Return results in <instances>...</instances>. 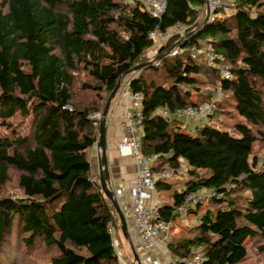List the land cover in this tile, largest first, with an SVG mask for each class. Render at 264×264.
Masks as SVG:
<instances>
[{"label": "trees", "instance_id": "trees-1", "mask_svg": "<svg viewBox=\"0 0 264 264\" xmlns=\"http://www.w3.org/2000/svg\"><path fill=\"white\" fill-rule=\"evenodd\" d=\"M165 2L155 17L136 0H0V129L6 130L0 190L12 171L19 189L16 197L0 195V248L18 233L22 253L55 251L46 264H119L112 248L119 217L90 169L98 128L89 114L102 113L117 81L149 60L148 32L180 21L189 31L181 51L130 82L142 94L140 151L157 156L154 171L185 161L188 179L160 206L171 227L186 193L213 190L222 197L190 209L197 214L206 205L198 224L171 235L166 248L180 256L200 248L202 264L239 263L246 240L264 253V0H235L232 13L213 21L205 20V0ZM201 44L230 63L232 78L222 79L201 53L192 54ZM217 86L224 95L207 121L226 114L231 131L204 122L190 134L156 112L211 101ZM16 114L28 119L24 132L10 122ZM173 187L155 184L156 191ZM16 258L0 251V264Z\"/></svg>", "mask_w": 264, "mask_h": 264}, {"label": "built area", "instance_id": "built-area-1", "mask_svg": "<svg viewBox=\"0 0 264 264\" xmlns=\"http://www.w3.org/2000/svg\"><path fill=\"white\" fill-rule=\"evenodd\" d=\"M151 15L159 17L164 11L165 0H136ZM206 2V21H213L219 14H229L236 8L235 0H205ZM188 26L183 22H177L173 26L160 30L155 28L148 32V36L154 42L155 53L153 58L145 64L159 66L163 57L176 56L181 47L179 41L189 35ZM175 38L174 43L163 50L170 39ZM192 54L201 53L206 64L218 70L222 79L232 78L231 65L221 59V54L208 48L204 44L191 47ZM162 55V58H158ZM144 69H136L126 73L120 79L117 90V103L125 112L124 131L117 144L118 149L123 153H128L134 160L137 168V176L132 185L126 190L122 186L113 189V196L117 199L119 207L125 217L128 231L134 232L135 252L138 260L133 259L132 264H202L205 256L200 248H196L191 256H180L167 251L166 245L171 238V223L167 222L161 215V199L155 189L158 180H165L173 175H181L186 171L185 161L179 159L175 166H165L154 171L156 155H144L140 151V136L142 133V94L139 91H132L130 82L142 74ZM223 90L217 86L213 92L211 101L204 102L196 106L176 107L173 110L158 108L156 112L167 119L176 116L191 118H207L214 110L215 102L223 98ZM89 118L94 126L99 127L101 112L89 114ZM235 184L228 185V188ZM210 197L221 198L222 194H217L213 190H196L186 193L176 205V214H187L198 204H202ZM225 207V203H222ZM112 234V229H109ZM112 248L120 259V251L117 242L112 240ZM121 260V259H120Z\"/></svg>", "mask_w": 264, "mask_h": 264}, {"label": "rangeland", "instance_id": "rangeland-1", "mask_svg": "<svg viewBox=\"0 0 264 264\" xmlns=\"http://www.w3.org/2000/svg\"><path fill=\"white\" fill-rule=\"evenodd\" d=\"M233 12V11H232ZM231 12V13H232ZM154 50V51H153ZM148 57H152L153 54L155 53V49H152L151 51H147L146 52ZM149 58V59H150ZM147 69V68H146ZM79 82V78L77 79V83ZM76 83V86H77ZM226 95L229 94V92H225ZM179 119H181V121L185 120V118L183 116H179ZM23 121V122H22ZM11 123H18L17 125V129L18 131H22L24 132L27 129V125H28V119L26 118L25 120L21 119L20 116L18 114H16L11 120ZM205 122H207L208 124H210L211 126H214L218 129L221 130H228L231 131V125L233 122V119H231L228 115L223 114V113H216L211 119H208V121L206 120ZM195 127V126H194ZM193 126L188 127V132L193 134L195 131V128ZM1 133L5 132L6 130L1 128L0 129ZM256 147H258V144H256ZM188 175L186 173V171L181 174V175H173L168 179H165L164 181L166 182H170L173 183L174 187L173 189H168V190H164V189H157V194L160 197L161 201L163 203H169L171 202V194L176 186V182L179 180L180 182H183L185 178H187ZM17 173L12 171L11 175H10V179L9 181L2 187V189L0 190V195L1 196H12V197H16L19 193V189L17 187ZM176 183V184H175ZM243 195H247V192H244ZM205 204L200 208L199 210V215L203 214V210L205 208ZM213 211L216 210V206L212 205L211 206ZM191 219L190 222L188 221L187 225L191 226H196L199 222V219L194 216L193 214H191ZM177 218V224H175V228L174 226L172 228H170V231L174 230V235L176 233H179L180 229V225L181 223L184 225L187 222H185V219H188L187 216L183 215V214H178L176 216ZM198 220V221H197ZM181 221V222H180ZM17 225H14V227H16ZM178 226V228L176 227ZM188 227V226H185ZM16 231V229H15ZM172 232V231H171ZM114 233V231L112 230V234ZM131 234H134V232H131ZM15 236L19 235L18 233H14ZM129 234V238H126L123 236V234L120 232L119 235H117V237H113L114 241L117 242L118 248H119V253H120V259L124 260L126 263L132 262L133 258V252H135V245H134V239L132 237V235ZM114 235V234H113ZM12 236L10 237V240L8 242H5L4 244H2L0 251L2 253V257H6L8 259V256L11 258L14 255H17L16 258V263L15 264H46L48 259L50 258L51 254H54V252H52L50 249H45L43 246L41 247H36V248H30L28 249L26 252L22 253L21 248L18 247L17 244H19L20 242V238L18 236ZM257 245V244H256ZM256 245L255 243H253V241L251 240H246L245 242V246H246V250H247V255L246 257L240 261L237 264H264V253H259L256 250ZM136 253V252H135ZM119 259V264H120V260Z\"/></svg>", "mask_w": 264, "mask_h": 264}, {"label": "crops", "instance_id": "crops-1", "mask_svg": "<svg viewBox=\"0 0 264 264\" xmlns=\"http://www.w3.org/2000/svg\"><path fill=\"white\" fill-rule=\"evenodd\" d=\"M152 49H154V47H151L148 51H151ZM117 100H118V95L116 94L110 102L108 113H107V122H106V142L105 144H106L108 169L110 173L108 184L112 191L114 188L118 186H122L124 187V189L127 190L132 185L135 177L137 176V168H136V165L134 164V160L128 153L121 152L117 146L123 134L124 122H125V112L121 109V107L117 103ZM184 118L185 120L181 121V119H179V116L173 117V119L177 121V125L181 127L182 129H184L186 132H188L187 131L188 127L195 126L194 128L196 129L197 126H200L207 120V118H191V117H184ZM100 155H101V149L97 147L96 142H95L88 149V158L90 162L91 173L94 175V177H98V178H99L98 159ZM187 179L188 177L185 178L183 182H180L179 180L176 182L177 190H180L183 188L184 182ZM191 214H193V217L196 216L198 219L200 217L199 210L197 214L195 213L185 214V216H187L188 218V219H185V222L187 223L184 225L181 223L180 229L187 230L188 228H190V225H187V224H188V221L190 222L189 219L192 218ZM177 221H178L177 218L173 220L172 227L174 226L175 228V224H177ZM185 226H188V227H185ZM176 227L178 228V226ZM175 229L171 230L172 231L171 235H174L173 232ZM131 235L133 239H135L134 234H131ZM120 264H132V262L126 263L124 260H121Z\"/></svg>", "mask_w": 264, "mask_h": 264}, {"label": "water", "instance_id": "water-1", "mask_svg": "<svg viewBox=\"0 0 264 264\" xmlns=\"http://www.w3.org/2000/svg\"><path fill=\"white\" fill-rule=\"evenodd\" d=\"M205 20H206V16H205ZM158 58H162V55H158ZM148 67H151L150 65H146L145 63H139L135 66H133L128 72L136 70V69H146ZM125 73V74H126ZM120 85V80L117 81L116 85L114 86V88L112 89V91L110 92L108 98H107V102L104 106V109L101 113V118L99 121V127H98V138L96 141V145L97 147H99L101 149V155L98 159V170H99V181L101 184V188L103 193L110 199L118 217H119V221H120V230L123 234L124 237L129 238V231H128V226L125 220V217L119 207L118 201L117 199L113 196V191L110 189L109 187V178H110V173H109V169H108V162H107V155H106V122H107V113H108V109H109V105L111 100L114 98V96L117 93V90L119 88ZM133 256L136 260H138V256L135 252H133Z\"/></svg>", "mask_w": 264, "mask_h": 264}]
</instances>
